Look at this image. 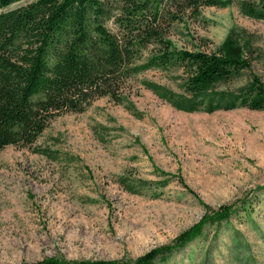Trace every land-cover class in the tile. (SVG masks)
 Returning a JSON list of instances; mask_svg holds the SVG:
<instances>
[{
    "label": "rangeland",
    "instance_id": "rangeland-1",
    "mask_svg": "<svg viewBox=\"0 0 264 264\" xmlns=\"http://www.w3.org/2000/svg\"><path fill=\"white\" fill-rule=\"evenodd\" d=\"M228 1L203 7L170 38L178 48L210 51L231 29L246 30L260 56L230 87L252 75L264 81V20L242 14L243 0ZM142 78L180 91L167 73L148 70L129 93L141 117L100 97L83 112L57 115L33 145L0 150V264L135 258L170 242L206 205L233 202L238 210L227 221L155 264H264V109L184 112ZM122 175L150 184L130 193Z\"/></svg>",
    "mask_w": 264,
    "mask_h": 264
},
{
    "label": "trees",
    "instance_id": "trees-1",
    "mask_svg": "<svg viewBox=\"0 0 264 264\" xmlns=\"http://www.w3.org/2000/svg\"><path fill=\"white\" fill-rule=\"evenodd\" d=\"M21 1L0 0V150L33 145L57 115L83 112L100 97L141 117L129 93L131 81L148 70L165 72L177 83L180 91L147 78L139 81L177 110L264 109V81L259 76L230 87L260 56L252 33L233 28L210 51L178 48L170 38L175 25L196 21L203 7L223 6L228 0ZM15 3L20 4L10 7ZM240 10L264 20L262 1L243 0ZM33 151L50 160L59 158L49 148ZM118 181L134 194L150 184L123 175ZM236 204L206 205L201 218L170 242L135 258L51 256L21 264L166 262L201 236L206 226L227 221L238 210Z\"/></svg>",
    "mask_w": 264,
    "mask_h": 264
}]
</instances>
